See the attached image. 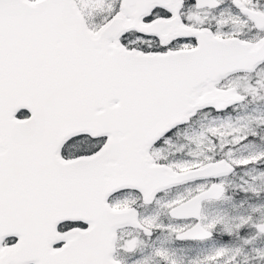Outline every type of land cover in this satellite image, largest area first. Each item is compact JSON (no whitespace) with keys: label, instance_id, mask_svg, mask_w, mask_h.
<instances>
[{"label":"snow or ice","instance_id":"1","mask_svg":"<svg viewBox=\"0 0 264 264\" xmlns=\"http://www.w3.org/2000/svg\"><path fill=\"white\" fill-rule=\"evenodd\" d=\"M0 264H264V0H0Z\"/></svg>","mask_w":264,"mask_h":264},{"label":"flooded vegetation","instance_id":"2","mask_svg":"<svg viewBox=\"0 0 264 264\" xmlns=\"http://www.w3.org/2000/svg\"><path fill=\"white\" fill-rule=\"evenodd\" d=\"M228 182H229V183L231 182V184L239 183V177H238V176H236V177H229V178H228ZM189 243H191V247H192L193 249H195V248L198 247L199 245H204V244H199V245H197V244L192 243V242H189ZM187 246H188V244H183V245L178 244V245H177L178 248H181V247L186 248ZM208 246H209V245H207V247H208ZM184 253H185V252H184Z\"/></svg>","mask_w":264,"mask_h":264},{"label":"rangeland","instance_id":"3","mask_svg":"<svg viewBox=\"0 0 264 264\" xmlns=\"http://www.w3.org/2000/svg\"><path fill=\"white\" fill-rule=\"evenodd\" d=\"M230 184H231V182H230ZM235 184V183H234ZM199 248H204V247H207V245H199L198 246ZM197 248V247H196ZM179 255H181V256H187V255H189V253L188 252H182V253H179Z\"/></svg>","mask_w":264,"mask_h":264}]
</instances>
